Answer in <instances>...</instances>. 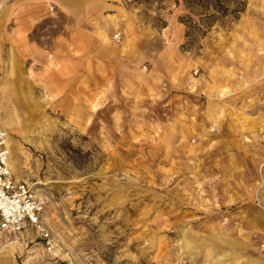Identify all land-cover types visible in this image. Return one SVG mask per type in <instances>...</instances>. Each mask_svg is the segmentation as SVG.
Returning <instances> with one entry per match:
<instances>
[{"label":"rangeland","instance_id":"obj_1","mask_svg":"<svg viewBox=\"0 0 264 264\" xmlns=\"http://www.w3.org/2000/svg\"><path fill=\"white\" fill-rule=\"evenodd\" d=\"M0 122L53 244L0 264H262L264 0H3Z\"/></svg>","mask_w":264,"mask_h":264},{"label":"built area","instance_id":"obj_2","mask_svg":"<svg viewBox=\"0 0 264 264\" xmlns=\"http://www.w3.org/2000/svg\"><path fill=\"white\" fill-rule=\"evenodd\" d=\"M12 148L9 130L0 122V237L18 235L27 229H36L52 249L51 232L43 222L46 201L35 189L34 183L15 176L11 166ZM264 166V163H263ZM261 172V171H260ZM258 184L254 202L264 211V176ZM259 249L264 253V232L257 234Z\"/></svg>","mask_w":264,"mask_h":264},{"label":"trees","instance_id":"obj_3","mask_svg":"<svg viewBox=\"0 0 264 264\" xmlns=\"http://www.w3.org/2000/svg\"><path fill=\"white\" fill-rule=\"evenodd\" d=\"M176 2H178V0H176ZM187 36H190L189 32L186 33ZM205 35V31L203 30L202 34L199 36H196V37H193L191 41H189L188 45H194L197 40L199 39V37Z\"/></svg>","mask_w":264,"mask_h":264},{"label":"crops","instance_id":"obj_4","mask_svg":"<svg viewBox=\"0 0 264 264\" xmlns=\"http://www.w3.org/2000/svg\"><path fill=\"white\" fill-rule=\"evenodd\" d=\"M2 1H3V0H0V3H1ZM260 263L264 264V260H263V261L260 260Z\"/></svg>","mask_w":264,"mask_h":264}]
</instances>
